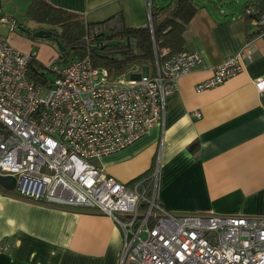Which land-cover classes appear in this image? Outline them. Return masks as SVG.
Listing matches in <instances>:
<instances>
[{"label": "built area", "instance_id": "obj_1", "mask_svg": "<svg viewBox=\"0 0 264 264\" xmlns=\"http://www.w3.org/2000/svg\"><path fill=\"white\" fill-rule=\"evenodd\" d=\"M148 14L151 25L150 1ZM0 23L15 29L6 18ZM256 26V37L196 91L243 71L258 39L264 42V14ZM36 55L0 36V174L16 178L18 197L108 216L122 235L119 264H264V216L174 214L158 200L156 170L127 184L90 162L133 144L162 120L178 80L201 63L197 53L181 50L156 59L153 72L130 67L118 76L93 66L87 54L52 68L54 77L42 82L28 75ZM255 86L264 89V79Z\"/></svg>", "mask_w": 264, "mask_h": 264}, {"label": "crops", "instance_id": "obj_2", "mask_svg": "<svg viewBox=\"0 0 264 264\" xmlns=\"http://www.w3.org/2000/svg\"><path fill=\"white\" fill-rule=\"evenodd\" d=\"M47 1L86 21L121 12L127 26L149 23L151 0ZM248 1H195L199 9L183 50L197 53L201 63L178 80L159 123L133 144L100 157L99 167L127 184L147 178L157 166L158 200L174 214L264 216V89L255 86L264 79V42L258 39L242 72L195 90L259 32L244 18ZM7 38L19 50L32 51ZM143 70L153 72V64ZM121 246L119 228L96 210L31 201L0 187V264H119Z\"/></svg>", "mask_w": 264, "mask_h": 264}, {"label": "trees", "instance_id": "obj_3", "mask_svg": "<svg viewBox=\"0 0 264 264\" xmlns=\"http://www.w3.org/2000/svg\"><path fill=\"white\" fill-rule=\"evenodd\" d=\"M150 1L151 25L127 26L121 12L100 21H86L80 13L53 5L47 0H31L26 17L38 29L52 31V42L58 41L55 63H67L89 55L92 65L118 76L127 69L154 64L183 50L188 25L199 9L195 0H170L155 7ZM246 23L256 25L264 14V0H249L243 8ZM249 27V26H248ZM29 29V28H28ZM87 39H91L87 43ZM68 52V55L65 54ZM47 66L36 56L28 65V75L36 82L46 79ZM193 143L190 150L195 148Z\"/></svg>", "mask_w": 264, "mask_h": 264}, {"label": "rangeland", "instance_id": "obj_4", "mask_svg": "<svg viewBox=\"0 0 264 264\" xmlns=\"http://www.w3.org/2000/svg\"><path fill=\"white\" fill-rule=\"evenodd\" d=\"M161 2L162 5L167 4L170 0H154V4ZM197 1V0H195ZM31 0H0V17L6 18L14 23L15 29L10 31L11 23H0V36L9 37L11 41L19 39L28 46L34 53H38L37 57L43 62L47 68L43 69L44 75L48 79L54 77L52 68H60L63 63L53 62L55 55L57 54V46L52 40L43 38H34L18 30V26L22 25L29 29H36L39 25L30 21L26 17V11L28 9ZM91 40V39H90ZM53 57V58H52ZM52 58V59H51ZM138 73L142 72L141 67L135 69ZM96 167L101 164V158H94L90 161ZM157 168V166H156ZM155 168V170H156ZM150 174V173H149ZM140 178H145L141 176Z\"/></svg>", "mask_w": 264, "mask_h": 264}, {"label": "water", "instance_id": "obj_5", "mask_svg": "<svg viewBox=\"0 0 264 264\" xmlns=\"http://www.w3.org/2000/svg\"><path fill=\"white\" fill-rule=\"evenodd\" d=\"M18 30L23 32L24 34H27L34 38H43V39H50L52 37V31L47 29H38V30H30L22 25H19ZM57 49L59 51H64V47L61 46V44L58 41H55ZM66 55H68V52H65ZM16 186V178L11 175H1L0 174V187L5 189L6 191H12L14 190Z\"/></svg>", "mask_w": 264, "mask_h": 264}]
</instances>
